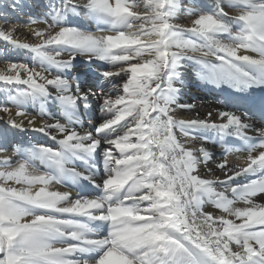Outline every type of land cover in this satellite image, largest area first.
<instances>
[{"label": "snow or ice", "instance_id": "obj_1", "mask_svg": "<svg viewBox=\"0 0 264 264\" xmlns=\"http://www.w3.org/2000/svg\"><path fill=\"white\" fill-rule=\"evenodd\" d=\"M42 7L0 0L5 24L27 9L25 23L43 25L29 29L37 43L0 25L31 57L0 69V264H264V98L244 95L264 90V0ZM181 12L190 26L174 22ZM189 75L232 89V110L177 119L194 108L180 102ZM37 105L42 119L28 118ZM9 130L44 139L25 146Z\"/></svg>", "mask_w": 264, "mask_h": 264}, {"label": "bare ground", "instance_id": "obj_2", "mask_svg": "<svg viewBox=\"0 0 264 264\" xmlns=\"http://www.w3.org/2000/svg\"><path fill=\"white\" fill-rule=\"evenodd\" d=\"M47 0H27L28 5L31 6V13L30 14H39L44 11L42 5L45 4ZM193 0H182V3L185 7H188ZM197 3L202 4H208L211 5L213 3V0H196ZM228 9H226L227 11ZM26 15L23 17L25 20H21V16L18 18L11 19L8 24H5L3 20H0V25L4 26L5 28L11 27L13 24L18 26V30L15 33V36L20 39L22 42L27 43H37L34 39V37L31 34V31L29 30L31 28H37V27H43V25H31L29 26L25 22L28 20V10L26 9ZM230 15H235L236 10L232 9L229 12ZM193 17L189 16L186 12H181L176 20L174 21L177 24L184 25V26H190L191 19ZM85 24H91L92 29L94 30V23L91 21H85ZM5 47L7 50L5 51ZM0 50L3 55V58H5L7 61L2 62L0 61V69H4L8 63L15 62V63H29L31 65V57L30 54L23 49H14L10 45H7L6 42L3 40H0ZM1 59V58H0ZM4 61V60H3ZM37 70L39 68L37 67ZM78 72L82 76V72L84 70L90 72V69L88 65L83 64L81 67H79ZM82 80V79H81ZM83 81V80H82ZM5 85L3 82H0V98H3V90L5 89ZM232 89H228L227 86H223L222 89H214L212 86H205L202 82L197 80V78L194 75H189L185 81H184V89L182 93V97L180 102L185 104H194V108L191 111H182L177 109L176 118L177 119H188L190 117H194L197 113L201 117H204L207 115L208 112H214L215 109L220 110H232L230 107L225 106V99L229 97L230 93L232 92ZM261 94V89L255 88L249 91V93H245L244 95L247 97V100L249 102H255L257 103L258 100L255 98H258ZM10 108H12L13 114H15L16 108L12 106L11 104L8 105ZM38 105L36 107H29L28 109V118L32 116H36L37 120L42 119L38 115ZM58 114V109H57ZM99 115V113H97ZM0 117H3L4 120L7 119V115L3 112H0ZM57 118H60L57 115ZM46 119V117H44ZM213 119H216L215 115L213 116ZM63 122V120H61ZM87 127V125H85ZM7 128V125L0 120V134L4 133ZM179 135V133H177ZM8 138L11 141H23L25 146H28L31 143L36 142H43L42 137L38 136L37 134L31 133V132H18L15 130H9L7 132ZM195 146L199 147V143L195 142ZM208 147H211V144L207 145ZM215 152L217 154V159L220 158V153L222 152V149L219 145L215 147ZM246 156V153L243 152H234L230 153L227 156V159L229 161V164L231 165H244V157ZM211 167L215 168V165H212ZM203 171V170H202ZM217 175H219V172H216ZM241 183L244 181L241 180ZM16 187H19V185H15ZM53 190H59V191H66V190H74L70 189L64 185H56ZM257 204H264V195H259L256 198L255 201ZM243 201H237L236 207H244Z\"/></svg>", "mask_w": 264, "mask_h": 264}, {"label": "rangeland", "instance_id": "obj_3", "mask_svg": "<svg viewBox=\"0 0 264 264\" xmlns=\"http://www.w3.org/2000/svg\"><path fill=\"white\" fill-rule=\"evenodd\" d=\"M45 10V9H44ZM24 15H26V14H23V15H21V20H24L23 19V17H25ZM25 21V20H24ZM7 50V48L5 47V51ZM0 53H1V50H0ZM0 61H1V63L3 62H6L7 60L5 59V58H3V55L1 54L0 55ZM4 60V61H3ZM83 64H78V66H77V69L79 68V67H81ZM89 77H90V72H88V71H86V70H84L83 72H82V76H81V79L84 81V80H87V79H89Z\"/></svg>", "mask_w": 264, "mask_h": 264}]
</instances>
